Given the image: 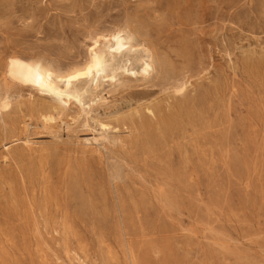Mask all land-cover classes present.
Segmentation results:
<instances>
[{"label":"rangeland","instance_id":"1","mask_svg":"<svg viewBox=\"0 0 264 264\" xmlns=\"http://www.w3.org/2000/svg\"><path fill=\"white\" fill-rule=\"evenodd\" d=\"M119 31L162 63L83 106L10 73ZM0 96V264H264V0H0Z\"/></svg>","mask_w":264,"mask_h":264},{"label":"bare ground","instance_id":"2","mask_svg":"<svg viewBox=\"0 0 264 264\" xmlns=\"http://www.w3.org/2000/svg\"><path fill=\"white\" fill-rule=\"evenodd\" d=\"M131 38L121 31L101 34L90 47L91 59L71 73L62 74L41 62L32 64L20 59L12 60L10 73L20 83L53 93L57 98L72 97L82 105L81 96L89 92V88L85 85L79 88V83H90L91 88L97 90L104 82H122L118 76L147 79L151 75L153 64L161 65L160 58L154 56L148 48L133 42ZM133 62L140 64L139 69H135ZM9 108V96H0V113L4 114ZM82 108L85 111V107ZM43 117L45 120L50 118L47 115Z\"/></svg>","mask_w":264,"mask_h":264}]
</instances>
